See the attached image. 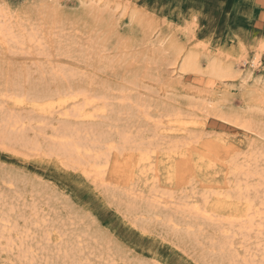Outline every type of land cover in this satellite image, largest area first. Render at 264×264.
<instances>
[{
    "label": "rangeland",
    "instance_id": "rangeland-1",
    "mask_svg": "<svg viewBox=\"0 0 264 264\" xmlns=\"http://www.w3.org/2000/svg\"><path fill=\"white\" fill-rule=\"evenodd\" d=\"M0 10L8 33L0 36V118L17 115L27 138L41 142L37 152L0 142V264H228L232 255L264 264V224L255 218L251 231L241 230L232 219L246 221L247 204L229 199L240 185L255 199L253 213L264 212V0H0ZM188 57L196 66L183 70ZM69 87L85 90L74 107L85 119L64 115L72 104L61 114L55 105L41 110L45 89ZM15 91L25 104L17 106ZM109 112L133 140L110 152L100 182L88 166L74 170L48 152L58 127L100 124ZM113 129L106 130L110 143L119 133ZM142 145L151 146V162H139ZM196 205L213 219L188 210Z\"/></svg>",
    "mask_w": 264,
    "mask_h": 264
},
{
    "label": "bare ground",
    "instance_id": "bare-ground-1",
    "mask_svg": "<svg viewBox=\"0 0 264 264\" xmlns=\"http://www.w3.org/2000/svg\"><path fill=\"white\" fill-rule=\"evenodd\" d=\"M1 15H3L4 17L6 16L5 15V12H4V14H3V12L1 13V10H0V17H1ZM0 20H2V17H1V19ZM3 20L4 21H6L5 20V18H3ZM5 23L3 22V25L2 26H5L4 25ZM6 25H7V23H6ZM12 25V24H11ZM7 27H8V25H7ZM12 27V26H11ZM25 27V26H24ZM4 28H6V27H4ZM10 28V27H9ZM32 28V27H31ZM7 29V28H6ZM5 29V30H6ZM11 29H13V28H11ZM5 30H3V27H1V24H0V36L2 35V37L3 36H5V34L7 35L8 33H6V31ZM14 30V29H13ZM24 30H28V29H24ZM18 31V30H17ZM20 31V30H19ZM22 31V30H21ZM20 31V32H21ZM8 32V31H7ZM10 32V34H11V32H12V30L11 31H9ZM29 32H31V31H29ZM13 33V32H12ZM19 33V32H18ZM26 33V32H25ZM39 33V32H38ZM32 34V33H31ZM30 34V35H31ZM27 35H28V33H27ZM26 35V36H27ZM11 36V39L10 40H14V34L12 35H10ZM37 36H38V34H37ZM15 37H16V34H15ZM28 38H29V40H27V41H32V40H34V37L33 36H27ZM4 38V37H3ZM2 38V39H3ZM6 38V37H5ZM10 38V37H9ZM36 38V37H35ZM16 39H17V37H16ZM18 40V39H17ZM38 40V39H37ZM40 40V39H39ZM10 42V41H9ZM33 42V41H32ZM1 43V42H0ZM15 43H17V42H15ZM14 43V44H15ZM24 43V42H23ZM10 44H12V42L10 43ZM5 45H7L6 43H5ZM21 45H22V41H21ZM18 46H20V44H18L17 45V47ZM7 47V46H6ZM257 57L256 58H254L253 59V61L252 62H254V63H257L256 61H257ZM194 58H192V57H188L185 61H184V64H183V70H185V69H187V68H193V67H195L196 65H194ZM250 67L252 66V64L250 63V65H249ZM214 67H216V65L215 64H211V68H214ZM250 67H249V69H250ZM253 68V67H252ZM251 68V69H252ZM216 70H219V69H216ZM60 71V70H59ZM58 71V72H59ZM56 73V74H58L59 75V73ZM63 72H65V71H63ZM51 73H55L54 71H52ZM69 73V72H68ZM69 74H71V73H69ZM73 74V73H72ZM48 75V74H47ZM57 75V76H58ZM74 75V74H73ZM43 76H45V75H43ZM56 76V77H57ZM63 75H61V77H62ZM67 76V75H66ZM70 76V75H69ZM71 78H72V76H70ZM64 78V80L67 78V77H62V79ZM74 78V77H73ZM72 78V79H73ZM76 78V77H75ZM55 79V78H54ZM57 79H59V78H57ZM46 80V79H45ZM63 81V80H62ZM66 82H68V81H66ZM44 84V83H43ZM67 84V83H66ZM65 85V84H64ZM63 86V85H62ZM69 86V85H68ZM6 90V89H5ZM5 90H4V93H5ZM7 92V91H6ZM11 92V91H10ZM14 92V91H13ZM16 93H17V91H15ZM33 92V91H32ZM9 93V92H8ZM7 93V95L6 96H8L9 94ZM11 94H13V93H11ZM18 95H17V97H15V103L17 104V106L18 105H21L22 103H24V100H25V96L23 95V93L22 94H19V93H17ZM26 94V93H25ZM2 95H3V93H2ZM15 95V94H14ZM5 96V95H4ZM13 96V95H12ZM12 96H10V97H12ZM106 95H104V97H105ZM30 98H31V96H29ZM82 97H87V95H86V93H85V90H83V89H80V90H77V89H72L71 87H69L68 89H66L65 91H63V92H58V93H56V94H49V92H47L46 91V89H45V91H43V94H41V98L44 100V102H43V104L42 105H40L39 107L41 108V110L42 111H46L47 109L48 110H50L51 111V108L53 109V111H54V105L56 106L55 107V109H58L59 108V113L61 114V112L62 113H64L62 110L65 108V106L66 105H68V104H72V107L74 108L75 107V105H76V103L79 101V99L80 98H82ZM101 97V96H100ZM103 97V96H102ZM109 96H107V98H108ZM6 98V97H5ZM4 98V99H5ZM30 98H28V100L30 99ZM111 98V97H110ZM120 98V97H119ZM1 99V98H0ZM3 99V98H2ZM8 99H12V98H9L8 97ZM96 99H102V98H97L96 97ZM104 99V98H103ZM122 99V98H121ZM120 99V102L122 101H124V99H126V98H124L123 100H121ZM32 100H34L33 98H32ZM107 100V99H106ZM105 100V101H106ZM111 100L112 99H110V102H111ZM129 99H127V101H128ZM3 101V100H2ZM2 101H0V103L2 102ZM116 101H119V100H116ZM116 101H113L114 103L116 102ZM131 101V100H130ZM130 101H128V102H130ZM12 102V101H11ZM10 102V103H11ZM103 102V101H102ZM108 102V101H107ZM121 102V103H122ZM4 103V102H3ZM104 103V102H103ZM124 103V102H123ZM12 104V103H11ZM25 104V103H24ZM105 104V103H104ZM133 104V103H132ZM2 105V104H1ZM13 105V104H12ZM74 105V106H73ZM77 105H78V103H77ZM134 105V104H133ZM4 106H5V103H4ZM24 106V105H23ZM37 106V105H36ZM136 106V108L138 107L139 108V106H137V105H135ZM3 107V106H2ZM71 107V108H72ZM70 108V107H69ZM72 108V111L69 113V112H67L68 111V109H66V110H64V111H66V113L64 114V115H66V116H70V117H73L74 116V118H71V119H75V117H76V119H80V121L83 119V117H84V119H85V115H84V112L82 111V108H79V107H76V108H74L73 109ZM112 108V107H111ZM137 108V109H138ZM1 107H0V111H1ZM6 109V108H5ZM145 109V108H144ZM147 109V108H146ZM149 109H151L150 107H149ZM169 109V108H168ZM3 110V109H2ZM9 110V109H8ZM101 110H103V109H101ZM7 111V110H6ZM112 112H114V110H111ZM146 111V110H145ZM147 111H149V110H147ZM47 112V111H46ZM95 112H97L96 110H95ZM120 112V111H119ZM150 112H151V110H150ZM56 113V112H55ZM127 113H128V115L127 116H129V115H131V113L130 112H128L127 111ZM142 113H144V112H142ZM1 114V113H0ZM5 114H7V112L6 113H4V114H2V115H4L5 116ZM13 114H15V113H13ZM53 114V113H52ZM51 114V115H52ZM103 115L105 114V112L103 111V113H102ZM109 115L108 116H106V117H104L103 119H102V122L100 123V124H92V125H90V126H82V125H79V127H77L76 125L75 126H62V127H58L56 130H54L53 132H52V140L50 141V143H47L46 145H47V150H48V152L50 153V154H56V155H58L63 161L62 162H64V163H67L68 164V166L69 167H71V168H73L74 170H77V169H83V172H84V170H85V172H87L86 171V166H88L89 168H90V173H87V174H89V175H95V173H97V175L98 176H100L99 178H98V180L100 179H102L103 180V177H105L104 176V174H106V173H104L105 172V168H107V166H108V163L110 162L109 161V157L111 156L110 155V152H112L113 151V149H114V151H115V149L116 150H118V149H120L121 150V148L122 149H124V151H125V145L126 146H128V144H130L131 143V140H133V139H131V137L133 136L132 135V133H130V132H126V129L128 128L127 127V124L126 125H124V130H121V131H119L120 129V127H122L121 125H116L117 123H115V120H114V118H112V116L113 115H111V112H109L108 113ZM147 114H148V112H147ZM147 114H143V116L145 117V116H147ZM32 115V114H31ZM31 115H29L28 114V116H31ZM54 115V114H53ZM3 116V117H4ZM15 115H13L12 116V114L10 115V114H8V115H6L5 116V118L3 119V118H0V142H2L3 144H16V145H21V147H23V149L24 148H28V149H30L31 147H33V148H35V152H37V150L38 149H40L41 148V146H40V148H39V143H41V142H39V143H37V142H35V141H32V140H29L28 138H27V135H26V132H27V127L28 126H26L25 124L26 123H24L23 121H22V119H20V117L19 118H17L18 116L16 115V117H14ZM35 116V115H34ZM89 116V115H88ZM105 116V115H104ZM118 117H119V115H117ZM172 116V115H171ZM170 116V117H171ZM38 117V116H37ZM42 117V116H41ZM51 117V116H50ZM64 118H65V116H63ZM69 117V118H70ZM93 117V116H92ZM118 117H117V119H118ZM123 117H126V116H123ZM148 117H150V116H148ZM30 118V117H29ZM68 118V117H67ZM88 118V117H87ZM151 118V117H150ZM181 118V117H180ZM24 119V118H23ZM75 119V120H76ZM92 119V118H91ZM159 119H161V118H159ZM183 119V118H182ZM223 120H224V118H222ZM25 120V119H24ZM27 120V119H26ZM32 120V119H31ZM34 120V119H33ZM149 120V119H148ZM163 120V119H162ZM162 120H160V122L159 123H162ZM221 120V119H220ZM35 121V120H34ZM42 121V120H41ZM46 121V120H45ZM77 121V120H76ZM147 121V120H146ZM47 123H49L48 121H46ZM64 122V121H63ZM124 122V121H123ZM128 122V121H127ZM149 122V121H148ZM150 122H152V120H150ZM28 123V125L29 124H31L32 123V121H31V123H29V122H27ZM42 123V122H41ZM46 123V124H47ZM86 123V122H85ZM157 123H158V121H157ZM185 123V122H184ZM202 125L204 124V126H206V124H207V122H204V121H201L200 122ZM63 124V123H62ZM89 124H90V122H89ZM88 124V125H89ZM42 125H43V123H42ZM41 125V126H42ZM160 125V124H159ZM186 125V124H185ZM31 126V125H30ZM30 126H29V128H30ZM61 126V125H60ZM126 126V127H125ZM129 126V125H128ZM192 126V125H191ZM243 126V125H242ZM39 127V126H38ZM46 128H47V126H45ZM52 127V126H51ZM161 127H162V125H160V128L159 129H161ZM42 128V127H41ZM45 128V129H46ZM48 128H49V126H48ZM115 129V130H118L117 132H119V133H117V140L116 141H114V142H108L109 141V135L107 134V131L110 129V132H111V129ZM134 128V127H133ZM163 128H166V127H163ZM225 128V127H224ZM245 128H246V126H245ZM113 129V130H114ZM143 129H145V128H143ZM152 129H153V127H152ZM156 129V128H155ZM166 129H169V128H166ZM165 129V130H166ZM107 130V131H106ZM133 131L135 130V128L134 129H132ZM131 130V131H132ZM247 130V129H246ZM250 130V129H249ZM38 131H39V133L41 132V130L40 129H38ZM156 131V132H155ZM154 131V133L156 134L157 133V131H159L158 129H156ZM39 133H37L36 135H38ZM44 133V132H43ZM42 133V134H43ZM172 133V132H171ZM28 134H29V132H28ZM145 134V133H144ZM43 135H45V134H43ZM108 135V136H107ZM170 135V134H169ZM41 136V135H40ZM138 136V135H137ZM161 136H163V135H161ZM221 137V136H220ZM35 138V137H34ZM37 138V137H36ZM219 138V137H218ZM226 138H228V137H226ZM38 139V138H37ZM51 139V138H50ZM142 139V138H141ZM140 139V140H141ZM149 139V138H148ZM153 140H154V138H152ZM151 138H150V142H151V140H152ZM156 139V138H155ZM161 140H162V138H160ZM35 140V139H34ZM46 140V139H45ZM152 140V141H153ZM164 140V139H163ZM226 140V139H225ZM142 141H145V140H142ZM170 141V140H169ZM176 141V140H175ZM226 141H228V140H226ZM233 141V140H232ZM46 141H44V143H45ZM150 142H149V144H150ZM176 142H178V141H176ZM176 142H174L173 143V141L171 142V143H168V144H176ZM224 142V141H223ZM43 143V144H44ZM114 143H117L118 144V147H117V144H114ZM186 143V142H185ZM220 143V142H219ZM225 143V142H224ZM230 143V142H229ZM142 144V143H141ZM154 144V143H153ZM167 144V145H168ZM178 144V143H177ZM132 145V144H131ZM134 145H135V143H134ZM139 145V144H138ZM179 145V144H178ZM163 146V145H162ZM134 147V146H133ZM138 147V146H137ZM137 147H135V149L137 148ZM145 147V146H144ZM147 147H149V146H147ZM151 147V146H150ZM149 147V148H150ZM157 147H159V145L157 146ZM171 147V145H169L168 146V149ZM176 147H177V145H176ZM175 147V148H176ZM38 148V149H37ZM43 148V147H42ZM140 148V149H139ZM139 150L138 151H140L139 152V156H140V153H141V158H139V162H141L142 164L143 163H145V162H151V156H152V153L150 154V152H151V150H149V148H145V149H143V145L140 147L139 146ZM164 148V147H163ZM172 148H173V146H172ZM44 149V148H43ZM157 149V148H156ZM155 149V150H156ZM160 149H162V148H160ZM224 149H225V146H224ZM31 150H33V149H31ZM30 150V151H31ZM130 150V152H132L133 153V151H131L132 149L130 148L129 149ZM134 150V149H133ZM158 150H159V148H158ZM165 150V149H164ZM170 150V149H169ZM127 151V150H126ZM135 151V150H134ZM32 152V151H31ZM39 152H41V151H39ZM115 152H119V150L118 151H115ZM130 152H128V153H130ZM45 153V152H44ZM135 153V152H134ZM136 153H138L137 151H136ZM156 153V152H155ZM154 153V154H155ZM43 154V153H42ZM52 154V155H53ZM157 154V153H156ZM159 154V153H158ZM128 155V154H127ZM131 155V154H130ZM136 155H138V154H136ZM257 155V154H256ZM45 156H46V154H45ZM134 155H131V158L133 157ZM159 156V155H158ZM48 157V156H47ZM49 157H52V156H49ZM54 157H55V155H54ZM120 157V156H119ZM118 157V158H119ZM129 157V156H128ZM135 157V156H134ZM153 157V156H152ZM155 157V156H154ZM58 158V157H57ZM60 158H58V160L60 159ZM123 159H125V158H123ZM156 159H158V158H156ZM249 159V158H248ZM128 160V159H127ZM118 161V160H117ZM126 161V160H125ZM60 163V162H59ZM130 163V162H129ZM138 163V162H137ZM62 164V163H61ZM70 164V165H69ZM147 164H149V163H147ZM250 164V163H249ZM149 165H151V164H149ZM62 166V165H61ZM67 166V167H68ZM119 166V165H118ZM126 166V165H125ZM138 167L140 166V165H137ZM154 165H152V167H153ZM250 166V165H249ZM248 166V167H249ZM109 167V166H108ZM117 167V166H116ZM121 168L120 169H122V165L120 166ZM145 167H146V165H145ZM149 167V166H148ZM151 167V168H152ZM238 167V166H237ZM237 167H236V170H237ZM247 167V168H248ZM257 167V166H256ZM118 168V167H117ZM137 169V168H136ZM147 169V168H146ZM146 169L144 170V171H146ZM150 169V168H149ZM108 170V169H107ZM141 170V169H140ZM148 170V169H147ZM238 170H240V169H238ZM245 170V169H244ZM117 171V170H116ZM121 171V170H120ZM223 171V170H222ZM241 171V170H240ZM243 171V170H242ZM241 171V172H242ZM119 172V171H118ZM124 172V171H123ZM141 172V171H140ZM148 172L150 173V172H154V175H156L155 173V171L153 170H151V171H149L148 170ZM232 172V171H231ZM236 172V171H235ZM92 173V174H91ZM121 173V172H120ZM138 173V172H137ZM141 173H143V171L141 172ZM145 173V172H144ZM148 173V174H149ZM230 173V172H229ZM238 173V171L235 173V174H237ZM244 174H245V176L247 177V178H249L250 177V175H251V173L249 172V171H245V172H243ZM255 173V172H254ZM226 174V173H225ZM233 174V173H232ZM242 173H238V175H241ZM84 175H86V173L84 174ZM96 175V176H97ZM138 175V174H137ZM144 174H142V176H143ZM153 175V176H154ZM226 175H228V174H226ZM97 176V177H98ZM122 176H123V174H122ZM126 176V175H125ZM144 176H146V175H144ZM157 176V175H156ZM257 176V175H256ZM88 177V176H87ZM102 177V178H101ZM138 177V176H137ZM139 177L140 178H142L141 177V175H139ZM227 177V176H226ZM129 178H130V176H129ZM133 178V177H132ZM152 178H154V177H152ZM253 178V177H252ZM260 178V177H259ZM97 179V178H96ZM155 179V178H154ZM94 180H95V178H94ZM100 180H99V182H100ZM126 180H128V179H126ZM133 180H134V178H133ZM105 181V180H104ZM121 181V180H120ZM131 181V180H130ZM93 182V181H92ZM95 182V181H94ZM106 182V181H105ZM127 182H129V181H127ZM258 182V181H257ZM103 184H105V183H103ZM127 184V183H126ZM131 184V183H130ZM129 184V185H130ZM128 185V184H127ZM128 185V186H129ZM242 185V184H241ZM127 187V186H126ZM247 188V187H246ZM116 189V188H115ZM242 189L243 188H241V186L239 185L238 187H236V191H235V193H233L235 196H231V197H229V199L231 198V199H239L240 201L241 200H245L244 202H246V204H247V209H246V213H243L242 215L243 216H245L246 218H247V220L246 221H240V220H235L234 218L232 219V222L233 223H235V222H241V230L243 229V228H247V230L249 229V231H251L250 229H252V226H253V221H254V219L255 218H258L259 220H260V224H261V226H262V224H264V212H260V211H258L257 213H253V210H254V206H253V204H254V201H255V199H254V197L253 198H251L250 196V198H248L247 197V195H249V190L247 189L245 192H246V197H245V194H244V196L242 195L243 193H241L242 192ZM113 191H114V189H113ZM254 191H257V190H254ZM126 192V191H125ZM123 193V192H122ZM130 192H128V194H129ZM205 193V192H204ZM251 193V192H250ZM126 194V193H125ZM131 195V194H130ZM222 195V193L219 195V196H221ZM232 195V194H231ZM124 196V195H123ZM132 196H133V194H132ZM207 196V195H206ZM224 196V195H223ZM226 196H227V194H226ZM229 196V195H228ZM227 196V197H228ZM222 197V196H221ZM132 198V197H131ZM130 198V199H131ZM133 198H134V196H133ZM152 198V197H151ZM154 198V197H153ZM223 198V197H222ZM221 198V199H222ZM120 199V198H119ZM134 199H138V198H134ZM133 199V200H134ZM203 199H205L204 201H206V198H203ZM225 199V198H224ZM254 199V200H253ZM115 200H116V198H115ZM150 200V199H149ZM149 200H148V202H149ZM189 200V199H188ZM187 200V201H188ZM191 200V199H190ZM189 200V201H190ZM227 200H228V198H227ZM135 201V200H134ZM145 201V200H144ZM151 201V200H150ZM156 200H154L152 203H156L155 202ZM159 202H161L162 203V201H159ZM159 202H157V203H159ZM48 203V202H47ZM152 203L150 204V205H152ZM156 203V204H157ZM160 203V204H161ZM179 203H180V201H179ZM181 203H184V198H183V202H181ZM191 203V202H190ZM205 203V202H204ZM147 204L148 203H146V207H147ZM187 204V203H186ZM129 205V204H128ZM185 205V204H184ZM194 205H195V203H194ZM198 206H199V204H197ZM197 205L196 206H192L190 209H188V210H190L191 211V213H194V214H196V215H198L199 217L200 216H203V217H206L207 219H210V221L213 219V215H211L208 211H206L205 210V208H203L204 210H202V209H200V207H197ZM262 205L264 206V200H263V202H262ZM134 206V205H133ZM158 206H160L161 207V205H158ZM180 206H182V205H180ZM188 206H190V205H188ZM187 205H185V207H188ZM129 207H130V205H129ZM159 207V208H160ZM144 208V207H143ZM148 208V207H147ZM165 208V207H164ZM176 208H178V207H176ZM165 209H167V208H165ZM164 209V210H165ZM182 209V208H181ZM138 210V209H137ZM178 209H176V211H177ZM12 211H14V210H12ZM156 211V210H155ZM174 211V210H173ZM172 211V212H173ZM190 211H188V212H186V211H184V208H183V212H185V213H189ZM162 212V211H161ZM182 212V211H181ZM191 213H189L190 215H192ZM159 215V214H158ZM189 215V216H190ZM195 215V216H196ZM215 215V214H214ZM184 216H185V214H184ZM194 216V215H193ZM197 216V217H198ZM237 216V219H241L242 217L240 216V215H236ZM140 218V217H139ZM171 218V217H170ZM169 218V219H170ZM202 218V217H201ZM205 218V219H206ZM138 219V218H137ZM136 219V220H137ZM186 219V218H185ZM152 220V219H151ZM161 220V219H160ZM173 220V219H172ZM171 219L170 220H168V221H172ZM186 220H188V218L186 219ZM196 220V219H195ZM195 220L193 219V221L195 222ZM200 220V219H199ZM8 221V220H7ZM30 221V220H29ZM153 221V220H152ZM190 221V220H189ZM214 221V220H213ZM227 221V220H226ZM5 222V221H4ZM3 222V223H4ZM149 222V221H148ZM202 222H204V221H202ZM217 222V221H216ZM2 223V222H1ZM2 223V224H3ZM6 223H8V222H6ZM5 223V224H6ZM171 223V222H170ZM169 222H168V225L170 224ZM174 223V222H173ZM212 223H214V222H212ZM219 223V222H218ZM223 223V222H222ZM221 223V224H222ZM4 224V225H5ZM42 224H46V221H45V223L44 222H42ZM164 224V223H163ZM162 224V225H163ZM175 224V223H174ZM220 224V223H219ZM221 224H220V226H221ZM135 225V224H134ZM173 225V224H172ZM258 225V224H257ZM7 226V225H6ZM35 226H37V223L35 224ZM34 226V228H37V227H35ZM39 226V225H38ZM175 227H177V225H174ZM258 226H260V225H258ZM260 226V227H261ZM40 227V226H39ZM38 227V228H39ZM44 227H45V225H44ZM136 227V226H135ZM134 227V228H135ZM164 227V226H163ZM173 227V226H172ZM191 227V226H190ZM199 227H200V223H199ZM259 227V228H260ZM6 228V227H5ZM13 228V227H12ZM179 228H180V226H179ZM183 228V227H182ZM202 228H203V226H202ZM222 228V227H221ZM224 228V227H223ZM240 228V227H239ZM239 228H238V230H239ZM3 229H4V227H3ZM175 229V228H174ZM173 229V230H174ZM178 229V228H177ZM181 229V228H180ZM184 229V228H183ZM183 229H182V232H183ZM187 229H188V231H189V226L187 227ZM225 229V228H224ZM7 230V229H6ZM13 231H17V230H14V229H12ZM12 230H10L9 231V234L12 232ZM42 230V229H41ZM191 230H193L194 231V229L192 228V229H190V231ZM199 230H200V228H199ZM203 229H201V231H202ZM217 230H219V229H217ZM216 230V231H217ZM223 230V229H222ZM221 229H220V231H222ZM2 231V230H1ZM4 231H5V229H4ZM28 231H30V229L28 230ZM28 231L26 230V236H28V234L30 235V233H28ZM186 231V230H185ZM183 232V233H185V234H187L188 233V231L187 232ZM225 231V230H224ZM227 231V230H226ZM226 231H225V234H226ZM45 232H46V229H45ZM174 232H175V230H174ZM180 231H178V233H179ZM195 232H197V231H195ZM241 232V231H240ZM239 232V233H240ZM3 232H1V234H2ZM22 233V232H21ZM20 233V234H21ZM193 233V232H192ZM191 233V234H192ZM236 233V232H235ZM3 234H5V233H3ZM2 234V235H3ZM13 234V233H12ZM16 234V233H15ZM19 234V233H18ZM34 234V233H33ZM50 234V232L48 233V234H45V235H49ZM224 233H220V235H225ZM231 234V233H230ZM229 233H228V235L226 234V236H228V237H230L229 235H230ZM241 234V233H240ZM1 235V236H2ZM44 235V234H43ZM66 235H68V234H66ZM179 235V234H178ZM195 235V234H194ZM237 235V234H236ZM0 236V237H1ZM22 237H23V235H21ZM21 236H18V237H21ZM24 236H25V234H24ZM188 236H190L189 234H188ZM187 236V237H188ZM192 236H193V234H192ZM4 237V236H3ZM3 237H1L0 238V240L3 238ZM17 237V236H16ZM21 237V238H22ZM30 237H31V235H30ZM29 237V238H30ZM45 237V236H44ZM43 237V238H44ZM179 237V236H178ZM233 237H234V235H233ZM10 238L12 239V237L10 236ZM28 238V239H29ZM63 238H65V237H63ZM77 238H79V237H77ZM201 238V237H200ZM9 239V238H8ZM11 239H9V240H7V239H5L6 241V243L8 244V242L9 241H11ZM17 239V238H16ZM19 239V238H18ZM27 239V238H26ZM44 239H46V238H44ZM197 239V238H196ZM229 240H230V238H228ZM20 240V239H19ZM24 240V239H23ZM32 240V239H31ZM62 240V239H61ZM193 240H194V238H193ZM228 240V241H229ZM232 240V239H231ZM2 241H3V239H2ZM21 241H22V239H21ZM29 241V240H28ZM227 241V242H228ZM13 242H14V240H13ZM12 242V243H13ZM23 242V241H22ZM21 242V243H22ZM62 242V241H61ZM68 242H69V240H68ZM68 242H66V243H68ZM256 242V241H255ZM1 243V242H0ZM10 243L11 242H9V247H10ZM15 243V242H14ZM14 243H13V245H14ZM26 243V242H25ZM71 243V242H70ZM229 243V242H228ZM232 243V242H231ZM7 244H5V245H7ZM23 244V243H22ZM42 244V243H41ZM56 244V243H55ZM54 244V245H55ZM62 244V243H61ZM65 244V243H64ZM63 244V245H64ZM75 244V243H74ZM2 245V244H1ZM16 245V244H15ZM43 245V244H42ZM76 245V244H75ZM74 245V246H75ZM227 245H233V244H227ZM8 246V245H7ZM7 246H5V247H7ZM22 246V245H21ZM20 246V247H21ZM56 246V245H55ZM59 246V245H58ZM23 247V246H22ZM41 247V246H40ZM224 247H225V245H224ZM1 248V247H0ZM4 248V247H3ZM12 248H13V246H12ZM12 248H10V250H11V252H14V251H12L13 249ZM18 247L16 246V249H17ZM30 248H31V246H30ZM29 248V249H30ZM226 248V247H225ZM229 248H231V247H229ZM23 249V248H22ZM28 249V251H30V252H33V251H31V250H29ZM53 249V248H52ZM59 249V248H58ZM1 250H2V248H1ZM9 249H7V251H8ZM20 250V249H19ZM59 250H61V249H59ZM72 250H74V248H73V246H72ZM230 250V249H229ZM228 250V251H229ZM27 251V250H26ZM27 251V252H28ZM65 251V250H64ZM221 251H223L222 249H221ZM220 251V252H221ZM30 252H29V255H30ZM48 252V251H47ZM66 252V251H65ZM77 252V251H76ZM43 253V252H42ZM62 252H60L59 254L60 255H62L61 254ZM81 253V252H80ZM215 253V252H214ZM12 254V253H11ZM49 254V253H48ZM53 254V253H52ZM220 254V253H219ZM25 255H27L26 253L24 254H22V256L24 257ZM33 255V253H31V256ZM54 255V254H53ZM59 255V256H60ZM65 255V254H64ZM250 255V254H249ZM13 257H15L14 255H12ZM20 256V255H19ZM19 256H17V257H19ZM28 256V255H27ZM35 256H36V254H35ZM58 256V255H57ZM66 256V255H65ZM233 256V255H232ZM232 256H230L229 258H225V259H227L228 261V264H242L241 262H239V261H237L236 259H234V256L232 257ZM22 257V258H23ZM26 257V256H25ZM66 257H68V256H66ZM238 257V256H237ZM27 258V257H26ZM26 258H24L23 260H25ZM48 258V257H47ZM71 258V257H70ZM18 259H20V258H17V260ZM34 259V258H33ZM38 259V258H37ZM41 259V258H40ZM257 259V258H256ZM27 260V259H26ZM25 260V261H26ZM32 260V259H31ZM36 261V260H35ZM49 261V260H48ZM72 261V260H71ZM246 261V259L245 260H243L242 262H245ZM31 262V261H30ZM33 263H34V261H32ZM42 262V261H41ZM64 262H65V260H64ZM81 262V261H80ZM9 263H12V261L11 262H9ZM26 263V262H25ZM32 263V264H33ZM66 263V262H65ZM64 263V264H65ZM84 263H85V261H84ZM12 264H14V263H12ZM22 264H24V263H22ZM35 264V263H34ZM45 264H46V262H45ZM75 264H79V263H75ZM244 264H247V263H244ZM248 264H250V262H248Z\"/></svg>",
    "mask_w": 264,
    "mask_h": 264
}]
</instances>
